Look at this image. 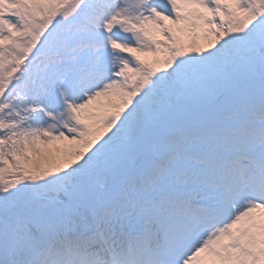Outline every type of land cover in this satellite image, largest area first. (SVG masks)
Masks as SVG:
<instances>
[{"label": "snow or ice", "instance_id": "1", "mask_svg": "<svg viewBox=\"0 0 264 264\" xmlns=\"http://www.w3.org/2000/svg\"><path fill=\"white\" fill-rule=\"evenodd\" d=\"M0 264H264V0H0Z\"/></svg>", "mask_w": 264, "mask_h": 264}]
</instances>
